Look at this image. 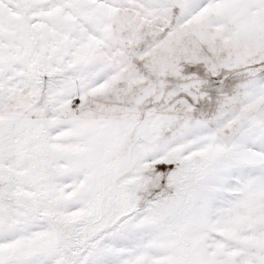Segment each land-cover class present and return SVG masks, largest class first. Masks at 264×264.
<instances>
[{"label":"snow or ice","instance_id":"obj_1","mask_svg":"<svg viewBox=\"0 0 264 264\" xmlns=\"http://www.w3.org/2000/svg\"><path fill=\"white\" fill-rule=\"evenodd\" d=\"M0 264H264V0H0Z\"/></svg>","mask_w":264,"mask_h":264}]
</instances>
